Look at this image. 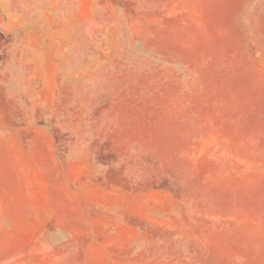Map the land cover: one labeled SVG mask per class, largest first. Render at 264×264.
<instances>
[{"label": "rangeland", "instance_id": "1", "mask_svg": "<svg viewBox=\"0 0 264 264\" xmlns=\"http://www.w3.org/2000/svg\"><path fill=\"white\" fill-rule=\"evenodd\" d=\"M0 264H264V0H0Z\"/></svg>", "mask_w": 264, "mask_h": 264}]
</instances>
